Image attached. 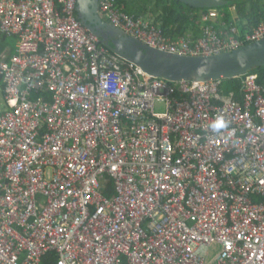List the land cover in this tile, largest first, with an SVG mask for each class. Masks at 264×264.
<instances>
[{"label":"built area","instance_id":"1","mask_svg":"<svg viewBox=\"0 0 264 264\" xmlns=\"http://www.w3.org/2000/svg\"><path fill=\"white\" fill-rule=\"evenodd\" d=\"M98 10L183 56L264 37V20L215 29L222 9L174 40L116 0ZM1 36L16 45L0 55V264H206L213 248L217 264H264V72L239 76L240 96L148 75L80 23L76 0H0Z\"/></svg>","mask_w":264,"mask_h":264},{"label":"water","instance_id":"2","mask_svg":"<svg viewBox=\"0 0 264 264\" xmlns=\"http://www.w3.org/2000/svg\"><path fill=\"white\" fill-rule=\"evenodd\" d=\"M99 0H76L80 23L124 61L144 73L176 81L239 77L264 67V37L239 48L213 55L183 56L143 44L107 22L98 10ZM195 9L224 8L233 0H176Z\"/></svg>","mask_w":264,"mask_h":264},{"label":"trees","instance_id":"3","mask_svg":"<svg viewBox=\"0 0 264 264\" xmlns=\"http://www.w3.org/2000/svg\"><path fill=\"white\" fill-rule=\"evenodd\" d=\"M116 2L124 6V11L126 13L135 17L148 13L153 19V23L159 24L163 35L172 40L178 37H188V35L194 38H199L203 35V25L200 24L199 27L198 23H195V21L197 22L200 14L206 12V9H195L176 0H132V3L137 6L134 9L127 8L128 0H116ZM263 3L264 0H233L229 5L220 8L223 10V15L220 16L221 20L216 22L213 27L218 29L221 23H224L225 27L223 26L222 29L227 30L232 24L236 26L241 33L244 31L250 32L257 24L264 20ZM149 6H153L154 9L150 8L148 10L147 8ZM230 6H233L236 10L237 16L234 20L229 18L230 14L228 10ZM194 28L199 29L196 31ZM189 31H193L192 35ZM13 44H15L14 39L1 36L0 53L6 46ZM255 70L262 73L264 72V67H259ZM240 80V77L223 79L225 90L229 91L233 89L236 91L237 95L240 96L238 91ZM56 260L55 253H49L43 258V264H54Z\"/></svg>","mask_w":264,"mask_h":264},{"label":"rangeland","instance_id":"4","mask_svg":"<svg viewBox=\"0 0 264 264\" xmlns=\"http://www.w3.org/2000/svg\"><path fill=\"white\" fill-rule=\"evenodd\" d=\"M136 7L137 6H135V4L132 3V0H128V6H127L128 9H132V8L134 9ZM150 8L154 9L153 6L152 7L149 6L147 9L149 10ZM228 11L230 14L229 18L232 17V20H234L237 16L236 10L233 8V6H230ZM139 17L143 18L144 20H147V21L150 20L153 22V19L150 17V15L148 13L141 14ZM197 21H199V19ZM195 23H197V22L195 21ZM222 25H223V23H222ZM4 104H5V102H4L3 92L0 91V109L2 108L1 105H4ZM163 107H164V105L161 101H159V100L155 101L154 108L156 109V111H162ZM217 255H218V251L215 248H213L210 252V255L208 257L206 264H217Z\"/></svg>","mask_w":264,"mask_h":264},{"label":"crops","instance_id":"5","mask_svg":"<svg viewBox=\"0 0 264 264\" xmlns=\"http://www.w3.org/2000/svg\"><path fill=\"white\" fill-rule=\"evenodd\" d=\"M221 20V18H220V16L219 17H217L216 19H214V20H212V23H213V25H215V23L216 22H219ZM231 20H232V17H231ZM198 23V22H197ZM222 24V23H221ZM198 26L200 27V24L198 23ZM224 25H221L218 29H222V27H223ZM225 27V26H224ZM197 29H199V28H197ZM197 29H195L194 28V30H196L197 31ZM191 30H193V29H191ZM192 32L193 31H189V33L192 35ZM196 35V34H195ZM15 45H16V42H15V44H13V45H8V46H6L4 49H3V51L0 53V55L1 54H4L6 57L7 56H10V55H13L14 54V50H15ZM4 94V93H3ZM5 98V97H4ZM4 102H5V99H4ZM2 106V108L0 109V110H2V109H4L5 108V104L4 105H1Z\"/></svg>","mask_w":264,"mask_h":264},{"label":"clouds","instance_id":"6","mask_svg":"<svg viewBox=\"0 0 264 264\" xmlns=\"http://www.w3.org/2000/svg\"><path fill=\"white\" fill-rule=\"evenodd\" d=\"M217 9H219L220 10V8H217ZM216 19V18H215ZM214 20V19H213ZM198 22V21H197ZM211 23H212V21H211ZM213 24V23H212ZM214 127H216V125H214Z\"/></svg>","mask_w":264,"mask_h":264},{"label":"flooded vegetation","instance_id":"7","mask_svg":"<svg viewBox=\"0 0 264 264\" xmlns=\"http://www.w3.org/2000/svg\"><path fill=\"white\" fill-rule=\"evenodd\" d=\"M198 23H199V21H198Z\"/></svg>","mask_w":264,"mask_h":264}]
</instances>
